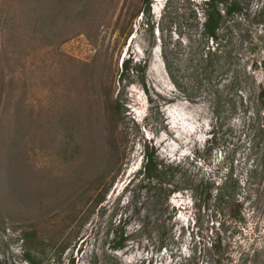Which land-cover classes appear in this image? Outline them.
Returning <instances> with one entry per match:
<instances>
[{
	"label": "rangeland",
	"instance_id": "1",
	"mask_svg": "<svg viewBox=\"0 0 264 264\" xmlns=\"http://www.w3.org/2000/svg\"><path fill=\"white\" fill-rule=\"evenodd\" d=\"M76 1L67 16H55L50 31L40 8L31 11L38 0H0V195L20 193L28 208L35 207L39 192L60 190L69 171L38 140L19 149L22 116L42 123L89 100L104 142L111 127L106 96L111 87L123 104L116 132H126L128 142L117 165H110L114 157L107 142L98 149L96 161L110 165L112 184L67 252L78 255L76 264H264V106L258 100L264 88V0H240L247 16L231 23L232 55L208 76L199 54L204 0H155L150 11L142 9L143 0ZM23 4L31 12L24 14ZM130 56L138 63L148 59L146 86L137 76L119 81L122 61ZM146 143L172 167L163 191L155 181L150 187L136 178L129 183L143 166ZM23 159L51 181L35 189L22 182ZM203 179L215 182L211 195L200 194ZM171 187L178 190L169 193ZM89 189L74 209L65 202L45 221L2 214L0 264H28L16 240L19 228L59 222L61 212L83 209L97 193ZM236 198L243 205H235ZM121 234L124 247L113 249Z\"/></svg>",
	"mask_w": 264,
	"mask_h": 264
},
{
	"label": "trees",
	"instance_id": "2",
	"mask_svg": "<svg viewBox=\"0 0 264 264\" xmlns=\"http://www.w3.org/2000/svg\"><path fill=\"white\" fill-rule=\"evenodd\" d=\"M38 1L39 3L34 6V9L31 11H37L40 8L43 19H45L46 23L51 24L50 31L54 30L55 26L53 23L57 17L67 16V14L71 12L69 6L73 3V0ZM82 1L83 0H81L80 3ZM85 1L87 2V0H84V2ZM154 1L155 0H143L142 9L144 11H150L151 5ZM75 2L77 1L75 0ZM203 4L202 10L204 20L201 23L202 31L200 32L199 39L204 47L199 54H201V61L204 62V74L208 76L209 74L214 75L215 66L222 60V58L225 56L230 57L232 55L229 46L233 35L231 30L233 27L231 23H239V20H243V18L247 16V8L240 0H204ZM23 11L24 14L31 12L30 6L23 4ZM138 13L133 14L130 17V22L138 15ZM55 16L57 17L55 18ZM124 27L127 28L128 25L126 24ZM130 33L131 31L126 35L129 36ZM245 35L246 34L243 36ZM210 43L212 45H210ZM147 67L148 59L138 63L134 62V58H131L130 56L122 61L119 81L123 82L124 80H128L131 82V78L137 76L140 83L143 86H146ZM261 67L264 71V61L262 62ZM167 71L172 74L169 63H167ZM235 80L236 82L238 81L236 78ZM235 80H231V84ZM111 84L112 83H110V85ZM111 90L110 87L109 91L106 92L111 127L108 136L105 137L106 141L104 142H101L99 135L97 134L96 128L98 127V120L87 108L89 100L87 102L80 101L81 104L78 108L73 106L67 109H62V111L58 110V112L51 114L50 118L47 117L46 122L42 121V123L36 124L33 118L29 115L22 116L23 119L20 122L16 133V142L22 143L19 149L25 150L24 147H29L27 144L28 140L32 141L34 144H37L38 140L41 145H44L42 148L54 150L58 156L66 161L69 171L66 174V181L64 185L61 186L60 190L56 188L55 192H39V204H36L35 207L28 208L29 202L25 201V199H21L22 195H19L20 193L10 192L11 194H8L5 192L3 196L0 195V216L2 220V214H6L12 220H15L13 215H20V220L39 218L45 221L47 219L46 216L51 209L53 210L56 207H60L65 202L68 204L67 208L69 210L74 209V205L81 202L85 193H88L90 190L89 187L93 189L95 188L94 190L97 192L95 195H93V193L87 197L86 206L83 209L78 208L75 211H71V214L69 211L67 213L61 212L58 215L60 216L59 222H53L50 224L33 222L22 225L19 228L21 237L16 240H21L20 250L22 252V258L28 264H76L78 260V255H75L74 252L70 254L67 252L68 250H71L72 244H74L73 241L79 237L82 228L86 225L92 214H94L97 206L106 198V194L112 184L107 181V171L111 170L109 167L110 165H117L118 161L122 160L125 156L124 146H126L128 142V135L126 132L121 131L118 134L116 132L120 126L121 120H123V104L118 95L113 98ZM263 99L264 88L258 95V100H260L264 106ZM215 112L219 113V111ZM106 142L108 143L114 157V161L108 165V167L101 166V158L98 162L96 161V157H98V149L102 146L104 147ZM144 149L143 166L137 170L135 176L129 183L136 178L138 179V182L150 187L151 183L155 181L161 185L160 187L163 191L165 186H167L163 181V178L167 177V170L172 169V167L170 165L166 166L159 161L153 146L150 148L149 144L146 143L144 144ZM76 154H80V159L78 161L79 165L77 166L73 164L76 162ZM23 163H27V167L26 169H23L24 180L22 182L29 184L35 189L39 188L40 185L45 186V184L47 185L51 181L49 176L46 175L42 169H33V165L28 162V160L26 161V159H23L22 164ZM34 170L37 172V176L33 174ZM93 171H95V173ZM231 179L232 177L230 178V181ZM3 182H7L6 186L12 190L10 178H7V180H4ZM103 183L104 187L101 189ZM237 183L238 182H236L234 188L237 187ZM212 185H215V182L211 184L209 181H206V179L201 180L198 183L200 194H203L205 190H208L206 192L211 195L214 188ZM168 190L169 193H174L178 189L171 187V189ZM66 194H69V196ZM234 200L236 201L235 205H243L241 199L236 198ZM25 215L27 216L26 219L25 217L23 218ZM240 216L241 212H239L236 217L239 220H242V217ZM117 237L115 238L112 247L113 249H122L126 237L123 234L118 238ZM78 251H80V249ZM216 264H220V262L218 261Z\"/></svg>",
	"mask_w": 264,
	"mask_h": 264
},
{
	"label": "clouds",
	"instance_id": "3",
	"mask_svg": "<svg viewBox=\"0 0 264 264\" xmlns=\"http://www.w3.org/2000/svg\"><path fill=\"white\" fill-rule=\"evenodd\" d=\"M153 8H154V6H153Z\"/></svg>",
	"mask_w": 264,
	"mask_h": 264
}]
</instances>
